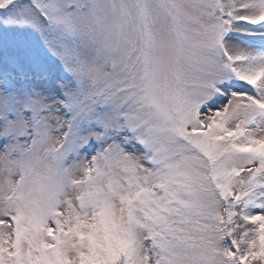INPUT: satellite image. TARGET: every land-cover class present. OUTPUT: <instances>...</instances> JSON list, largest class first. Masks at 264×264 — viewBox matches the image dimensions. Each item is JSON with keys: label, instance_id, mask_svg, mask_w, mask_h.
Returning <instances> with one entry per match:
<instances>
[{"label": "snow or ice", "instance_id": "obj_1", "mask_svg": "<svg viewBox=\"0 0 264 264\" xmlns=\"http://www.w3.org/2000/svg\"><path fill=\"white\" fill-rule=\"evenodd\" d=\"M0 264H264V0H0Z\"/></svg>", "mask_w": 264, "mask_h": 264}]
</instances>
